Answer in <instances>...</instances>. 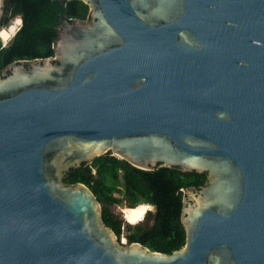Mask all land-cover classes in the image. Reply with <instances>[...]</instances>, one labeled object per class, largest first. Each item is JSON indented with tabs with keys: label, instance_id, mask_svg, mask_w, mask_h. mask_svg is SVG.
Returning a JSON list of instances; mask_svg holds the SVG:
<instances>
[{
	"label": "water",
	"instance_id": "obj_1",
	"mask_svg": "<svg viewBox=\"0 0 264 264\" xmlns=\"http://www.w3.org/2000/svg\"><path fill=\"white\" fill-rule=\"evenodd\" d=\"M81 1L52 56L0 72V264H264V0ZM107 152L206 174L182 247L120 242L64 182Z\"/></svg>",
	"mask_w": 264,
	"mask_h": 264
},
{
	"label": "trees",
	"instance_id": "obj_2",
	"mask_svg": "<svg viewBox=\"0 0 264 264\" xmlns=\"http://www.w3.org/2000/svg\"><path fill=\"white\" fill-rule=\"evenodd\" d=\"M89 7L81 0H5L1 26L19 15L21 23L6 46L0 40V72L13 61L52 56L57 38L56 26L65 20L88 17ZM206 174L183 171L178 167L143 170L111 152L82 163L64 175L67 184L83 183L101 206L104 223L126 243L139 242L152 251L171 253L183 246L185 232L180 221L182 188H199ZM152 204L145 214L146 224H130L115 207Z\"/></svg>",
	"mask_w": 264,
	"mask_h": 264
},
{
	"label": "bare ground",
	"instance_id": "obj_3",
	"mask_svg": "<svg viewBox=\"0 0 264 264\" xmlns=\"http://www.w3.org/2000/svg\"><path fill=\"white\" fill-rule=\"evenodd\" d=\"M13 28H14L13 26H10L9 31H13ZM4 31L5 30L2 28V30L0 32L1 37H3L2 35H4ZM7 38H8V36H7ZM149 208H150L149 205H147L145 203H139L132 208L123 206L121 208V212L123 214L125 221H127L130 224H135V223H137L143 219V217L145 216V214Z\"/></svg>",
	"mask_w": 264,
	"mask_h": 264
},
{
	"label": "rangeland",
	"instance_id": "obj_4",
	"mask_svg": "<svg viewBox=\"0 0 264 264\" xmlns=\"http://www.w3.org/2000/svg\"><path fill=\"white\" fill-rule=\"evenodd\" d=\"M15 21V23L16 24H19L20 23V20L17 18L16 20H15V18H13L12 20H11V22H10V24H9V26L7 27V28H4V35H2L3 37H2V39L3 40H8L9 39V37L12 35V33H14V30L16 29H14L13 31H9L8 30V28L10 27V26H14V27H16V25H15V23H13ZM17 21H19V23H17ZM0 32H1V30H0ZM6 35V36H5ZM7 35H9L8 36V38H7ZM124 205H119V206H117V207H115V211H119V212H121V208L123 207ZM148 211V210H147ZM122 213V212H121ZM123 215V214H122ZM148 221H146L145 220V216L143 217V219L140 221V223H142L143 225L144 224H146ZM120 242H124L125 243V241H126V239H125V237L123 236V235H121L120 236Z\"/></svg>",
	"mask_w": 264,
	"mask_h": 264
},
{
	"label": "flooded vegetation",
	"instance_id": "obj_5",
	"mask_svg": "<svg viewBox=\"0 0 264 264\" xmlns=\"http://www.w3.org/2000/svg\"><path fill=\"white\" fill-rule=\"evenodd\" d=\"M13 18H15V20L18 18V19L20 20V23H21V18H20L19 15H16V16H14ZM13 18H12V19H13ZM13 23H15V21H14ZM20 23H19V24H16V23H15L17 29H18V27L20 26ZM8 26H9V24H8L7 26H2V28L4 29V28H7ZM13 27H14V26H13ZM16 27H14L13 30H14ZM2 28H1V30H2ZM17 29H16V30H17ZM8 30H9V28H8ZM16 30H15V31H16ZM15 31H14V33H15ZM14 33H12V35L10 36V38L7 40V43L10 41V39L12 38V36H13ZM7 36H9V35H7ZM1 38H2V37L0 36V40H1ZM7 43H6V44H7ZM6 44H5L4 46H6ZM1 45H2V41H1ZM5 67H6V66H5ZM5 67H4V68H5ZM4 68H3V69H4ZM3 69H2V70H3ZM2 70H1V71H2Z\"/></svg>",
	"mask_w": 264,
	"mask_h": 264
},
{
	"label": "built area",
	"instance_id": "obj_6",
	"mask_svg": "<svg viewBox=\"0 0 264 264\" xmlns=\"http://www.w3.org/2000/svg\"><path fill=\"white\" fill-rule=\"evenodd\" d=\"M16 29H17V27H16ZM16 29H15V30H16ZM15 30H14V31H15ZM9 38H10V37H9ZM1 41H2V45H1V46H4V45L7 43V40H3L2 38H1Z\"/></svg>",
	"mask_w": 264,
	"mask_h": 264
},
{
	"label": "snow or ice",
	"instance_id": "obj_7",
	"mask_svg": "<svg viewBox=\"0 0 264 264\" xmlns=\"http://www.w3.org/2000/svg\"><path fill=\"white\" fill-rule=\"evenodd\" d=\"M17 23H19V21H17Z\"/></svg>",
	"mask_w": 264,
	"mask_h": 264
}]
</instances>
